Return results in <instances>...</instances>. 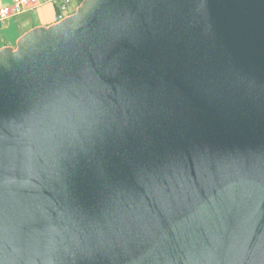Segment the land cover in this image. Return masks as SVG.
Listing matches in <instances>:
<instances>
[{
	"label": "water",
	"instance_id": "95a60500",
	"mask_svg": "<svg viewBox=\"0 0 264 264\" xmlns=\"http://www.w3.org/2000/svg\"><path fill=\"white\" fill-rule=\"evenodd\" d=\"M0 264H264V0H82L1 48Z\"/></svg>",
	"mask_w": 264,
	"mask_h": 264
},
{
	"label": "crops",
	"instance_id": "0c3cea01",
	"mask_svg": "<svg viewBox=\"0 0 264 264\" xmlns=\"http://www.w3.org/2000/svg\"><path fill=\"white\" fill-rule=\"evenodd\" d=\"M12 0H0V7L7 6ZM78 0H70L67 16L78 7ZM57 9L50 2H37L26 7L22 12L10 16L0 23V49L3 47L16 48L17 41L27 31L35 27H48L57 23Z\"/></svg>",
	"mask_w": 264,
	"mask_h": 264
},
{
	"label": "built area",
	"instance_id": "2783aa9c",
	"mask_svg": "<svg viewBox=\"0 0 264 264\" xmlns=\"http://www.w3.org/2000/svg\"><path fill=\"white\" fill-rule=\"evenodd\" d=\"M37 2H50L57 9V19L61 20L67 16L70 0H12L7 6L0 7V23L5 22L10 16L19 14L26 7Z\"/></svg>",
	"mask_w": 264,
	"mask_h": 264
},
{
	"label": "trees",
	"instance_id": "16d2710c",
	"mask_svg": "<svg viewBox=\"0 0 264 264\" xmlns=\"http://www.w3.org/2000/svg\"><path fill=\"white\" fill-rule=\"evenodd\" d=\"M82 2V0H78V4H80Z\"/></svg>",
	"mask_w": 264,
	"mask_h": 264
}]
</instances>
